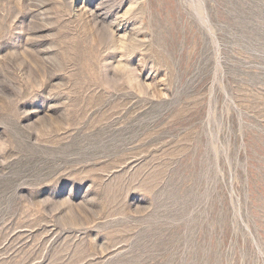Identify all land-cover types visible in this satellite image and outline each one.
I'll return each instance as SVG.
<instances>
[{
  "label": "rangeland",
  "instance_id": "1",
  "mask_svg": "<svg viewBox=\"0 0 264 264\" xmlns=\"http://www.w3.org/2000/svg\"><path fill=\"white\" fill-rule=\"evenodd\" d=\"M0 264H264V0H0Z\"/></svg>",
  "mask_w": 264,
  "mask_h": 264
}]
</instances>
